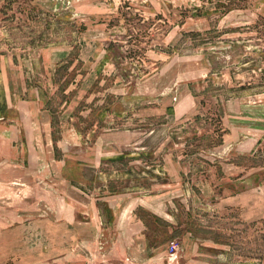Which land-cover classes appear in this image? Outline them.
Instances as JSON below:
<instances>
[{
	"label": "rangeland",
	"instance_id": "1",
	"mask_svg": "<svg viewBox=\"0 0 264 264\" xmlns=\"http://www.w3.org/2000/svg\"><path fill=\"white\" fill-rule=\"evenodd\" d=\"M0 264H264V0L0 12Z\"/></svg>",
	"mask_w": 264,
	"mask_h": 264
},
{
	"label": "crops",
	"instance_id": "2",
	"mask_svg": "<svg viewBox=\"0 0 264 264\" xmlns=\"http://www.w3.org/2000/svg\"><path fill=\"white\" fill-rule=\"evenodd\" d=\"M98 205V204H97ZM89 217L91 218V221H89V222H93V223H96V224H99V225H101V223H102V218H101V213H100V211L96 208V210L94 209V212L93 211H91V214H89ZM101 220V221H100ZM99 222H101V223H99ZM115 225V224H114ZM137 228V227H136ZM138 231H136V233H137ZM140 233H141V230H140ZM140 238V237H139ZM138 240V239H137ZM138 251L140 252L142 249H143V245H146L147 246V243H145L144 241H142L141 239H139L138 241ZM144 242V243H143ZM136 243V242H135ZM137 244V243H136ZM130 246H132L131 248H132V251L134 252L135 250H136V248L134 249V245H130ZM146 249H147V247H146ZM134 258V257H133ZM135 259V258H134Z\"/></svg>",
	"mask_w": 264,
	"mask_h": 264
},
{
	"label": "trees",
	"instance_id": "3",
	"mask_svg": "<svg viewBox=\"0 0 264 264\" xmlns=\"http://www.w3.org/2000/svg\"><path fill=\"white\" fill-rule=\"evenodd\" d=\"M3 1V4H2V7H3V9L0 11V12H4V14H8V12H9V10H12L13 9V6L15 5V3H16V0H2ZM14 15H12V16H7L6 18L7 19H12V20H14L13 17ZM29 45H32V46H34L35 44L34 43H29ZM119 45H112V47H114L115 49L118 47ZM132 52H134V53H138V51L137 50H134V51H132Z\"/></svg>",
	"mask_w": 264,
	"mask_h": 264
},
{
	"label": "built area",
	"instance_id": "4",
	"mask_svg": "<svg viewBox=\"0 0 264 264\" xmlns=\"http://www.w3.org/2000/svg\"><path fill=\"white\" fill-rule=\"evenodd\" d=\"M171 250H172L173 252H176V251L178 250V245H177L176 243H172V244H171Z\"/></svg>",
	"mask_w": 264,
	"mask_h": 264
}]
</instances>
